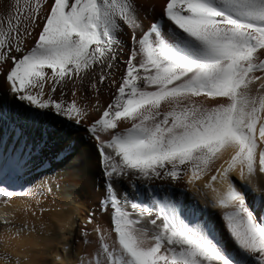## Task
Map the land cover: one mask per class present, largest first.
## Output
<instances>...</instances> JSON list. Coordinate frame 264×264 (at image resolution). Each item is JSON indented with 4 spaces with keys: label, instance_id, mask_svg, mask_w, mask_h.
Wrapping results in <instances>:
<instances>
[{
    "label": "snow or ice",
    "instance_id": "1",
    "mask_svg": "<svg viewBox=\"0 0 264 264\" xmlns=\"http://www.w3.org/2000/svg\"><path fill=\"white\" fill-rule=\"evenodd\" d=\"M75 137L102 192L70 262L43 218L81 184ZM0 197L26 201L0 216V264H264V0H12Z\"/></svg>",
    "mask_w": 264,
    "mask_h": 264
},
{
    "label": "bare ground",
    "instance_id": "2",
    "mask_svg": "<svg viewBox=\"0 0 264 264\" xmlns=\"http://www.w3.org/2000/svg\"><path fill=\"white\" fill-rule=\"evenodd\" d=\"M12 0H0V15H3L8 5ZM145 5L151 3H158V0H143ZM104 102H107L109 97L107 95L102 97ZM64 146V142L59 138L54 139L49 146V154L55 152ZM72 159L71 162L78 165V170L81 175V184L78 186L75 198L71 201H57L56 205L52 207L56 210L48 212L44 216L46 222L45 231H50L52 235L47 237L49 241H61L68 240L70 243L79 239V227L87 218V213L90 210L96 208V201L100 198L102 192L99 170L95 166V157L92 152L90 142H86L80 137H75L71 145ZM59 163V161H55ZM19 191V189H17ZM51 198H49V202ZM26 201L23 199H16L10 202L9 205H5L4 199L0 197V216L5 212H11L13 209L23 208ZM31 219V218H30ZM108 217L104 216L101 221L104 227H110L108 224ZM37 226L40 221H36ZM91 228V225L88 226ZM90 239L95 240V233L90 236ZM73 252L69 257L70 262L75 261L77 256L91 252L94 245H84L72 243ZM58 254L52 248L43 250L40 254L34 258L38 260H44L51 262L54 259V255ZM87 258V256H85Z\"/></svg>",
    "mask_w": 264,
    "mask_h": 264
}]
</instances>
